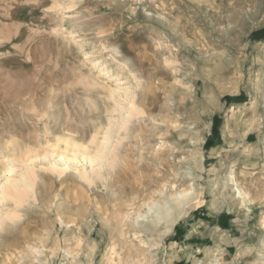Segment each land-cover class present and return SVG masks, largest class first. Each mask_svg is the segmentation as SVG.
I'll return each instance as SVG.
<instances>
[{"label":"rangeland","instance_id":"rangeland-1","mask_svg":"<svg viewBox=\"0 0 264 264\" xmlns=\"http://www.w3.org/2000/svg\"><path fill=\"white\" fill-rule=\"evenodd\" d=\"M110 128L90 184L67 156ZM8 167L37 183L0 198V264H264V0H0Z\"/></svg>","mask_w":264,"mask_h":264},{"label":"bare ground","instance_id":"bare-ground-1","mask_svg":"<svg viewBox=\"0 0 264 264\" xmlns=\"http://www.w3.org/2000/svg\"><path fill=\"white\" fill-rule=\"evenodd\" d=\"M100 73L103 76H110V71H107L105 69H102ZM117 80H120V79H117ZM116 91H119V89L113 90V92H116ZM140 114H142V108H140L136 102L131 101L130 107L125 111L126 118H125V121L123 122V127L128 126L130 120H132L135 117V115H140ZM111 131H112V128H110L106 132L103 141L99 143V146L97 147L96 151L91 152L88 148L86 149L84 148L83 151H79V150L71 151L73 155L72 157L67 156V158H70L69 161H75L77 159V156L79 155L80 158L84 162L89 163L92 166V171L91 170L88 171V169H84L83 171H81L82 172L81 177L83 178V180H86L90 184L93 182L92 175L98 179H101L102 178L101 173L103 172L102 170L106 169L105 167L107 166L114 171L116 164L118 162V156H119V150L117 147L118 143L116 142V138H115L116 136L114 135L115 136L114 137L111 135L112 133ZM69 144L68 145L66 144L67 148L70 147ZM74 147L77 148V146H74ZM8 151L12 153L14 152L16 153V152H19V148L16 145H12L10 146ZM65 152L70 153L69 149ZM50 154L51 155L57 154V156H59L60 159H63L65 156L63 152L59 154L53 151V152H48L46 155H42V156L40 155L36 157V159L38 158L45 159L47 158V155H50ZM6 158L8 162H13L10 155L6 156ZM33 161L34 160L32 159V162ZM14 174H15V171L10 169L9 167L0 172V193H1L0 198L2 202L10 200L11 202H14V204L20 205V204H23V202L26 199H29L31 197L34 198L36 194L37 174L32 167L31 168L27 167V172L22 173L19 179L13 178L12 175ZM187 196L188 195L186 193H180L179 195H176V196L174 195V197H171V202L174 203L176 206L177 205L181 206L188 202ZM164 209L166 210L165 215L167 213L170 214V211H171L170 202H168L165 205ZM14 214L15 213H11V212L0 213V232H2L5 229V227L8 225L10 221H13L15 219L16 216Z\"/></svg>","mask_w":264,"mask_h":264}]
</instances>
